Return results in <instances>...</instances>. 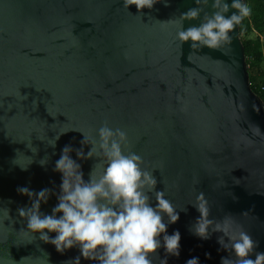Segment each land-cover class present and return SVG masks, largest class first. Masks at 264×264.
<instances>
[{
	"label": "water",
	"instance_id": "water-1",
	"mask_svg": "<svg viewBox=\"0 0 264 264\" xmlns=\"http://www.w3.org/2000/svg\"><path fill=\"white\" fill-rule=\"evenodd\" d=\"M194 7L195 0H170L140 13L134 5L125 9L123 0H0V207L17 221L14 231L10 221L0 225V264H67L80 255L77 248L62 255L39 237L29 243L18 209L32 201L18 188L51 189L41 206L51 214L63 148L87 154L91 145L81 144V132L98 141L106 122L127 133L147 170L157 169V190L180 214L168 225L169 235L181 233L180 256L167 257L168 264L194 257L221 264L229 257L217 242L222 233L202 240L192 231L200 192L210 219L231 214L264 252V139L250 131L256 125L264 132V107L250 88L239 26L220 50L192 49L177 38L180 27L171 20ZM199 23L185 21L184 28ZM30 140L38 153L27 147ZM71 156L87 181L96 160ZM165 255L161 248L160 259ZM81 264L95 262L81 257Z\"/></svg>",
	"mask_w": 264,
	"mask_h": 264
},
{
	"label": "clouds",
	"instance_id": "clouds-1",
	"mask_svg": "<svg viewBox=\"0 0 264 264\" xmlns=\"http://www.w3.org/2000/svg\"><path fill=\"white\" fill-rule=\"evenodd\" d=\"M157 3L170 6V0H123L125 9L134 5L140 13L153 9ZM195 3L197 7L171 20L179 24L177 38L183 44L191 42L192 49L220 50L230 45L231 34L252 14L243 0H232L231 4L227 0H195ZM209 5L213 9L211 13L205 11ZM231 9L238 14L233 12L227 16ZM195 20H200L198 26L184 28L185 21ZM71 129L79 131L76 128L67 131ZM67 131L60 132L49 145L54 148L59 135ZM250 131L252 136L264 139V132L258 126L250 125ZM81 133L85 137L81 144L91 145V150L85 154L83 148L73 149L70 145L63 148L55 162L54 171L62 175V183L59 193H55L58 203L51 214L41 211L42 203L47 204L54 194L51 189L33 192L27 187L18 188L20 194L32 201L30 207L18 209L19 217L26 222V227L20 231L30 234L29 243L39 237L43 243L55 246L62 255L77 248L80 255L67 264H81V257L95 264H155L157 260L159 264H168L167 257L178 258L181 233L177 230L169 235L168 225L177 223L180 214L166 198V192L157 190L158 180L154 175L157 169L147 170L143 158L130 150L127 133L119 128L113 130L107 122L99 129L98 141L89 138L91 133ZM27 147L33 153L39 151L31 140ZM125 147L129 149L127 154ZM73 151L80 160H96L87 181L81 164L71 156ZM27 158L32 162L31 157ZM47 162L45 158L40 164L45 166ZM22 168L27 170V167ZM193 206L200 213L192 226L194 235L209 240L213 233H222L217 242L229 257H222L221 264H264V252L257 251L259 242L234 216L227 214L220 220L210 219V203L203 192L198 194ZM5 221L11 222L14 231L17 221L11 216V209L0 207V225L7 228ZM161 248L166 253L163 259L159 257ZM206 255L211 258L210 253ZM186 264H200V261L194 257Z\"/></svg>",
	"mask_w": 264,
	"mask_h": 264
},
{
	"label": "trees",
	"instance_id": "trees-1",
	"mask_svg": "<svg viewBox=\"0 0 264 264\" xmlns=\"http://www.w3.org/2000/svg\"><path fill=\"white\" fill-rule=\"evenodd\" d=\"M252 14L239 26L249 84L264 107V0H243Z\"/></svg>",
	"mask_w": 264,
	"mask_h": 264
}]
</instances>
